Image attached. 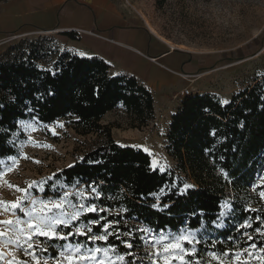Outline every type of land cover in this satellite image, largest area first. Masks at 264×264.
<instances>
[{
    "label": "trees",
    "instance_id": "1",
    "mask_svg": "<svg viewBox=\"0 0 264 264\" xmlns=\"http://www.w3.org/2000/svg\"><path fill=\"white\" fill-rule=\"evenodd\" d=\"M61 34L80 40L76 31ZM41 49L31 43L13 58L0 60V151L17 153L12 133L19 129L13 126L18 120H28L24 110L28 103L38 110L45 123L65 119L80 134L100 138L101 143L85 153L83 161L77 160L74 167L58 172L59 182L103 181L106 195L114 197L103 203L114 209L127 207V215L138 218L129 220L130 226L148 223L177 230L181 221L187 219L190 226L203 228L208 234L205 243L197 248L202 250L216 239L215 250L219 251L228 246L220 241L229 234L239 235L232 228L236 221L225 220L222 228L210 223L216 204L225 198L234 203L237 220L251 216L253 227L256 226L257 213H244L243 208L250 205L264 209L258 196L261 189L252 188L264 173V75L236 93L227 105H222L220 97L212 93L184 97L172 114L167 133V150L177 166L161 174L149 170L151 157L143 149L117 143L112 125L101 122L107 113L123 106L130 115L131 127L148 125L155 113L153 92L133 76L112 75L102 58L82 56L67 49L52 57V53H43ZM49 68L56 72L55 76L46 71ZM49 90L55 95L49 96ZM40 93L43 99L37 100ZM5 129L9 130L7 142L3 136ZM212 130L216 136L210 135ZM208 148L212 149L211 155L205 152ZM212 157L216 158L215 163ZM0 159L5 156L0 155ZM221 168L230 174L231 184L221 175ZM174 180L177 186L181 182L195 185V190L181 196L173 187ZM162 186L164 192L159 191ZM150 192L159 196L161 205L170 207L163 211L152 209L150 206L156 201L148 195ZM201 208L207 213L203 227L197 217H190V213ZM248 231L256 235L252 229Z\"/></svg>",
    "mask_w": 264,
    "mask_h": 264
},
{
    "label": "snow or ice",
    "instance_id": "2",
    "mask_svg": "<svg viewBox=\"0 0 264 264\" xmlns=\"http://www.w3.org/2000/svg\"><path fill=\"white\" fill-rule=\"evenodd\" d=\"M46 71L56 75L51 68ZM47 94L54 96L55 92L49 90ZM36 98L42 100L43 94H37ZM220 103L227 105L230 101L221 100ZM24 110L28 120H18L13 126L19 131L35 132L42 127L52 135H58L56 128L64 127L59 121L45 123L38 110L28 103H25ZM8 133L9 130L5 129L3 136L6 142ZM17 134L12 133L13 136ZM210 135L216 136V131L212 130ZM26 142L33 147H51L36 142L31 135L27 136ZM143 151L151 157L148 164L151 172H169L170 165L166 161L161 162L147 147ZM205 152L211 155L212 149H205ZM0 155L5 156V159H0V187L6 186L19 194L11 201L0 199V215L7 214V218L0 219V264H264V240H258V237H264V215L259 214L264 209L250 205L243 208L244 213H257L254 218L256 226L253 227V217L245 216L237 220L234 203L227 198L221 200L215 206L211 225L222 228L225 220L230 223L236 221L232 223V228L239 235L229 234L224 241H220L228 246L221 247L219 251L215 250L216 239L200 250L197 245L205 243L204 237L199 229L190 226L187 219L181 221L177 230L168 225L153 227L148 223L132 227L129 220L138 218L128 216L130 210L127 207L121 205L114 209L112 205L103 203L105 199H114L111 194L106 195L103 181L82 183L76 179L60 183L58 173L54 172L41 180L26 181L21 187L5 177L18 167L20 158H31L26 153L21 157L0 151ZM79 159L84 160L83 157ZM215 159L212 157L213 163ZM34 162L41 163L39 160ZM220 173L229 184L232 183L226 170L221 168ZM173 187L183 196L195 190L196 186L183 182L177 186L174 180ZM252 188L253 191L261 189L258 196L264 203V173L260 174L259 182L254 183ZM159 191L164 192L165 188L162 186ZM148 195L156 201L151 204L152 209L163 211L170 207L168 204L161 205L157 194L150 192ZM190 217H197L203 227L207 213L201 208L190 213ZM138 248L143 251L138 253Z\"/></svg>",
    "mask_w": 264,
    "mask_h": 264
},
{
    "label": "rangeland",
    "instance_id": "3",
    "mask_svg": "<svg viewBox=\"0 0 264 264\" xmlns=\"http://www.w3.org/2000/svg\"><path fill=\"white\" fill-rule=\"evenodd\" d=\"M5 1L0 0V3ZM105 1L159 38L176 44V49L190 53L194 73L180 81L181 91L189 87L193 95L212 93L221 100L231 101L236 93L264 75V0ZM31 43L41 46L43 53H52V57L57 51L69 50L60 34L35 30L10 36L2 46L0 60L13 58ZM71 48L74 53L81 54L80 47ZM181 91L172 103L166 101L162 91H153L155 113L146 126L131 127L130 115L123 106L107 113L101 122L112 125L117 143L141 149L147 147L161 162L166 161L171 170L176 168L177 161L168 153L167 133L172 114L184 99ZM58 121L64 125L56 128L58 135H52L42 127L35 132L18 131L14 136L15 155L22 157L26 153L31 159L20 158L18 167L5 179L23 187L26 181L41 180L58 173L101 143L97 135H82L67 120ZM28 135L51 147H33L26 142ZM17 195L6 186L0 187V199L11 201ZM5 218L7 214L0 215V219ZM199 230L203 237L208 235L203 228Z\"/></svg>",
    "mask_w": 264,
    "mask_h": 264
},
{
    "label": "crops",
    "instance_id": "4",
    "mask_svg": "<svg viewBox=\"0 0 264 264\" xmlns=\"http://www.w3.org/2000/svg\"><path fill=\"white\" fill-rule=\"evenodd\" d=\"M35 30L60 34L70 51L80 47L82 56L104 59L112 75L133 76L152 92L162 91L169 103L180 94V81L194 73L190 53L176 49L105 0L0 3V56L10 36ZM66 31L78 32L80 40L61 34Z\"/></svg>",
    "mask_w": 264,
    "mask_h": 264
},
{
    "label": "built area",
    "instance_id": "5",
    "mask_svg": "<svg viewBox=\"0 0 264 264\" xmlns=\"http://www.w3.org/2000/svg\"><path fill=\"white\" fill-rule=\"evenodd\" d=\"M181 93H182V95H183L184 97L192 96V95H193V94H192V90H191L189 87L183 89V90L181 91Z\"/></svg>",
    "mask_w": 264,
    "mask_h": 264
},
{
    "label": "bare ground",
    "instance_id": "6",
    "mask_svg": "<svg viewBox=\"0 0 264 264\" xmlns=\"http://www.w3.org/2000/svg\"><path fill=\"white\" fill-rule=\"evenodd\" d=\"M152 30L155 31L153 28H152ZM167 41H168V40H167ZM171 44H172L174 47H176V46H175L176 44H173V43H171Z\"/></svg>",
    "mask_w": 264,
    "mask_h": 264
}]
</instances>
